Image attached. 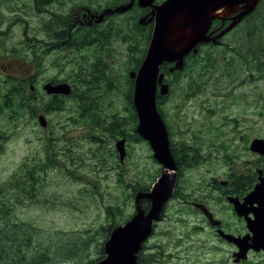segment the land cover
Listing matches in <instances>:
<instances>
[{
	"label": "rangeland",
	"instance_id": "obj_1",
	"mask_svg": "<svg viewBox=\"0 0 264 264\" xmlns=\"http://www.w3.org/2000/svg\"><path fill=\"white\" fill-rule=\"evenodd\" d=\"M105 1L108 0H64L52 4V8L62 12L69 9L73 18L82 20L86 7L98 9ZM51 11V5L46 11L35 10L29 0H0L1 217L14 212L17 221L26 226L32 224L52 234L79 232L83 239L90 236L86 250L79 246L72 250L61 244L55 250L57 257L51 258L54 251L49 252L48 261L41 260L39 264H58L57 258L75 254L76 250H83L80 254L85 255L60 264H84L90 260L95 264L101 259L97 247L103 245L100 227L107 224L106 208L116 207L119 211L115 219L119 221L132 217L136 212L132 186L137 181L151 186L160 174V165L152 157L149 144L141 137L134 138L138 134L133 131L125 101L126 76L134 64L128 61L125 40L106 29L105 49L100 52L101 43L84 46L80 51L83 56L75 61L72 49L66 54L50 46L48 33L61 26ZM256 15L255 29H248L246 22L244 32L225 38L239 54L230 47H219L223 52L228 50L217 55L214 46H202L194 61L196 69L210 49V58L216 55L217 60L213 64L207 60L200 68L199 88L191 93L184 84H177L174 93L161 104L169 124L170 142L176 147L180 143L195 147L192 155L197 161L183 169L176 181L179 193L189 196L171 198L166 203L164 215L154 224L139 252L141 264H264L262 252H251L244 261L233 263L234 246L219 240L203 215L187 206L191 201L208 200L217 218L225 223V230L236 234L239 229V221L220 196L222 187L218 184L227 176L261 168L249 143L255 137H264V57L260 56L257 37L264 23V6ZM121 23L127 24L121 27L124 31L131 26L117 18L115 30ZM95 46L98 57L107 64L112 82L107 91L98 88L95 101L106 126L113 118L120 119L123 135L107 127L88 126L85 114L80 115L83 105L79 107L78 92L85 89V68L95 62ZM246 51L249 54L245 56L242 52ZM196 69L192 70L197 75ZM14 75L30 76L34 84L50 77L68 78L77 85V91L62 103V108H57L59 111L46 112V93L34 90L30 94L25 85L24 96L32 97L31 102L12 108V103H4L7 89L3 90V81L10 85ZM39 108L48 120L45 128L38 124ZM122 137L126 153L120 161L115 142ZM3 237L10 241L24 238L13 231Z\"/></svg>",
	"mask_w": 264,
	"mask_h": 264
},
{
	"label": "water",
	"instance_id": "obj_2",
	"mask_svg": "<svg viewBox=\"0 0 264 264\" xmlns=\"http://www.w3.org/2000/svg\"><path fill=\"white\" fill-rule=\"evenodd\" d=\"M154 0H138L141 6L152 4ZM258 0H164L154 5L152 16L153 28L144 59L137 71H130L128 76L133 80L132 103L137 115L135 131L144 139L152 150V157L160 165L161 171L150 189L137 192L135 195L136 212L122 225L116 227L104 242L105 255L95 264H138V253L142 244L153 231V224L162 215L166 203L171 199L175 185L177 166L170 149L169 133L157 110L156 97L169 93V84L164 82V74L160 71L164 63H173L169 70L181 69L183 58L190 52L197 51V45L214 41L224 34L243 15L250 13ZM239 5L244 10L236 15V20L216 34L206 35L211 21L223 16L213 15L221 7L231 11ZM49 92L68 94L71 86L60 83L48 86ZM51 88V89H50ZM39 122L45 124L44 118ZM125 138L115 142L119 160L125 156ZM249 150L259 156L264 155V137H255L249 143ZM258 182L245 195L242 202L229 196L234 211L242 216L249 233L234 235L220 227L221 221L202 203L193 202L207 218L210 225L217 227V234L227 242L235 245L232 253L233 261L239 262L247 258L248 251H264V175L262 169L256 170ZM149 200L148 209L140 206V200ZM254 204H256L254 206ZM252 213L253 217L249 216Z\"/></svg>",
	"mask_w": 264,
	"mask_h": 264
},
{
	"label": "trees",
	"instance_id": "obj_3",
	"mask_svg": "<svg viewBox=\"0 0 264 264\" xmlns=\"http://www.w3.org/2000/svg\"><path fill=\"white\" fill-rule=\"evenodd\" d=\"M43 5L39 4L38 9L42 10L43 8H45L46 10L47 4H43ZM254 10L255 8L251 12L254 13ZM253 13L251 15L249 14L246 15V22H247L248 29L256 28L255 19L257 15L253 16ZM220 21L221 20L219 18L213 19V23L215 25L220 24ZM261 22H264V18L261 20ZM75 28L79 29L81 27H75ZM83 28L85 29L84 42L81 43V40H80L79 42H75V44H73V42L70 41V49L74 51L73 58L75 61H78L83 55L80 53L81 48H84V46L85 47L90 46L92 44L90 40L94 38V33L91 32L89 27L85 26ZM150 30L151 29L149 28L148 32H146L143 28H140L138 30L134 28L133 30L124 31L120 26H119V29L115 30V32L121 35L123 40H125L126 45H127L128 61L134 64V66L130 67L129 69L136 70V68L140 66L142 60L144 59L149 40L151 38ZM257 34H258L257 36L258 41L260 44L259 48L261 49L260 56L264 57V37H263L264 23H262L261 26L258 28ZM100 35H101V44H100V47H101L100 52H101L106 47L105 41L108 35L104 29H102ZM217 39H218L217 43L211 41L212 43H210L209 45H206L211 48L212 46L215 47L214 54L221 55L226 50H228V49H225V51L223 52V50L219 47H222V48L230 47V49L234 50L235 52L239 54V51L234 47V45L226 43L223 35L219 36ZM205 43H209V42H205ZM202 49L203 48L198 47L196 52H190L188 55L184 56L183 67L181 69H173L172 71L169 70V68L173 66V63H164L160 68V71L164 74V77H165L164 81L169 84L170 90L167 95H164V96L157 95L156 105H157V110L161 114L162 119L166 125L168 133H169V124L163 117V110H162L161 104L167 99V97L170 94L174 93L175 88L177 87V84H181V83L184 84L191 93H194L199 88L200 83H202V80H201L202 78L199 75L202 73L201 69L205 66V61L208 60L211 62V64H213L217 60L216 55H213V57L210 58L211 57L210 52L212 50L210 49L207 55L204 54L203 58L205 61L202 64H198L197 66L198 68L196 69L193 66L195 65L194 61H196ZM78 52L80 53V56H77ZM97 53L99 55L98 48L96 47L95 56L92 60L95 62L93 64L91 62V64L88 67H86L83 72L85 74V77H84L85 89H83L81 92H78V95L80 97V102H81L80 104V102L78 101L79 107L83 105L81 107L80 115L85 114V120H86L85 124L88 126L96 125L101 128L107 127L110 130L118 132L119 134L123 135V133L125 134V131L120 130V119L113 118L110 124L106 126L103 121V118L101 117L102 115L101 110H99V107L97 106V102L95 101V95L97 96L98 94L97 93L98 88L102 89L103 91H107L109 88H111V85H112V82L108 79L109 75H108L107 64L100 57H99L100 59L98 60L95 59L96 57H98ZM242 54L246 56L249 54V52L248 51L242 52ZM245 62L248 63L246 59H245ZM192 69H196L199 74L197 75L194 74L193 73L194 71ZM79 74L82 75L81 72H79ZM71 78H73V76ZM182 78L184 79V81L180 82ZM126 80H127L128 90L125 95V101L127 103L129 118L131 119V122L133 124V131L136 132L135 127L137 125V115H136V112H135V109L132 103L133 80L128 76V74L126 76ZM175 81L177 82L176 84H175ZM79 82L82 83L81 80H79ZM102 82H104V84ZM75 91H77V85L73 86V92ZM138 137L140 138V136L138 135L134 136V138H138ZM170 149H171V153L174 156L175 163L177 166L176 181L178 182L179 176L182 173V170L193 165L197 161L195 155H192L195 152L194 150L195 147L191 145L184 146V145H181V143L176 147L173 143L170 142ZM258 160L259 162H261L260 167L264 173V156L263 157L259 156ZM158 169L161 171V167ZM251 173L254 174L256 173V171L250 169L249 171L245 173H241V174H244L243 175L244 180L251 181L252 180V176L250 175ZM158 176L159 175H157V177ZM235 178L236 180H238V177H235ZM233 181H234V178H233ZM150 187H151L150 184L142 185L139 181H137V183H135V185L132 186L133 195L135 196L136 193L139 191L146 192L150 189ZM218 187L221 188L222 186L218 184ZM21 189L25 191L24 185H22ZM29 196L32 197V194L30 193ZM187 196H189L188 193H179V185L176 184L171 198L179 197L181 199H184ZM140 206L144 208L145 210L148 209L149 200L147 198L141 199ZM187 206L190 210L192 209L193 211H199L198 209L192 207L191 202H189V205ZM105 211H106L107 224L106 226L100 227L101 228L100 231L104 232L102 244H104V242L108 239L109 234L111 233L113 229L122 225L128 219L131 218L129 215L126 218H124L122 221L115 219L116 214L119 211L116 207L112 208L109 206L108 208H106ZM1 215H3L2 209H0V264H39L41 260L47 262L49 259L47 256V253L54 251V254H53L54 256L51 258L57 257L56 253L58 251L56 252L55 250L57 247H60L61 244L63 246H69L68 248L72 250L73 248L77 246H79L80 248H84V250H86L88 247L90 236H88L87 239H83L81 237L82 234H80L79 232L77 233L76 232H73V233L56 232L52 234V233L46 232L45 230L41 228L36 227L35 225L28 224L26 226L23 223L17 221L18 217L14 216V212L8 215H4V217H1ZM163 215H164V212H162L161 218ZM7 231L8 232L13 231L17 233L18 237L24 236V238H21L20 240L18 238H16V240L12 239L11 241L7 240L3 237V234L6 233ZM77 239H82V240L77 241ZM8 242H9V246H8ZM100 244L97 247L98 249L97 253H99L98 259L100 258L102 259L105 255L103 245H100ZM81 252H83V250H80V251L76 250L77 254L76 253L69 254L68 256L60 257V258H57L56 260L60 261L58 264L69 262L70 260L76 261L78 257L81 258L83 257V255H85V253L80 254ZM94 262L95 260H90V261L85 262L84 264H89V263L93 264ZM138 262L139 264H141V257L139 256V253H138Z\"/></svg>",
	"mask_w": 264,
	"mask_h": 264
},
{
	"label": "flooded vegetation",
	"instance_id": "obj_4",
	"mask_svg": "<svg viewBox=\"0 0 264 264\" xmlns=\"http://www.w3.org/2000/svg\"><path fill=\"white\" fill-rule=\"evenodd\" d=\"M32 3V6L35 10H42L46 11L48 9V5H51V12L52 16L55 17L57 21H60L61 26L60 29L57 31H52L51 33H48V36L50 38V46H52L54 49L60 48L62 51H64L66 54H69L70 50V41L75 44V42H79L81 40V43L84 42L85 39V29L83 27L87 26L90 28L91 32L94 33V38L90 40L92 44H97L101 43V31L104 29L106 32L108 30L115 31L116 28V21L117 18H121L123 21L129 22L130 27H128L127 30H133L134 28L136 30L143 28L146 32H148L149 28L150 33L152 32L153 28V19L149 21V18L152 16V10L154 9V5H158L164 0H154L152 4H148L145 6H141L138 2V0H108L105 1L103 6L101 8H92V7H86L85 12L82 15V20H77L76 18H73L70 14L69 9L65 12H62L61 9H54L52 8V4L54 3H60L64 0H29ZM77 3H84V2H75L74 4ZM43 5L47 4V8L38 9V5ZM44 6V5H43ZM42 6V7H43ZM242 5H239L237 9H233L231 11L227 10L221 15L223 18H219L220 24L215 25L213 23V20L211 21L208 30L206 32V35L209 37H214L216 34H218L220 31H222L224 28L228 27L232 20H236L235 17L238 15L240 12H242L244 9L241 8ZM264 6V0H258L256 5H255V10L254 13L251 12L249 15L253 13V16L259 13L260 8ZM243 15L241 18L237 19V21L230 27L229 30L224 32L222 34L224 38H227L229 36H235V35H240V33L244 32L245 29V22H246V15ZM127 24L126 23H121L119 26L120 27H125ZM75 27H81L79 29H76ZM109 27V29H108ZM108 29V30H106ZM216 43L218 42V39L215 40ZM214 42V41H212ZM209 41V43H201L197 45L198 47L206 46L212 43ZM91 44V45H92ZM83 56V55H82ZM95 59H100L99 57H96ZM35 80L32 79V77L28 78H21L16 75L11 77V84H7V82L4 80L3 84L4 89H7V93L5 92L4 94V103L6 106H8V103H12L11 106L12 108L14 107H21V106H26L28 103L31 102L32 97L26 98L24 96L25 92V85H28V88L30 90V94L34 92V90H41L42 92H45L48 102L45 103V111H59L57 108H62V103L65 102V100H68L72 93H73V84L72 82L66 78H46L43 79L41 82L38 84H34ZM60 83H66L71 86V92L68 94L64 93H55V92H49L48 91V86H55ZM51 89V88H50ZM13 98L14 100L12 102H9V99ZM38 115H37V120L38 124L43 128L48 126V120L44 115V111L42 108L38 109ZM42 116L44 118L45 124H41L39 122V117ZM1 144V142H0ZM257 169V168H255ZM244 174H233L230 176H227L225 180H222L220 182V185L222 186V190L220 192V196L223 197L224 200H226V205L228 206L229 209H232L233 214L236 215V218L238 219V224H240L239 229L236 230L237 233L234 235H244L246 233H249L246 225V221L242 216H238V214L234 211L233 204L228 201V197H236L240 202L243 201L245 195L253 188V186L258 182V174H250L252 176L251 181H246L243 179ZM262 175L264 173L262 172ZM235 177H238V180H236ZM234 178V181H233ZM224 187V188H223ZM192 202H198L204 204L214 215L215 218H217V215L215 211L210 207L208 204V200H205L204 202H200L198 200L196 201H191ZM256 204H254L255 206ZM193 208H196L192 205ZM198 209V208H196ZM199 210V209H198ZM199 213L203 215V217L206 219L208 222L207 218L204 216V214L199 210ZM250 217H253L252 213H249ZM219 219V218H217ZM221 221L220 227L225 230V223L223 222L222 219H219ZM210 229L213 231V233L222 241H226L225 239L221 238L217 234V227L210 225L208 222ZM237 223L233 224L236 225ZM231 233V232H230ZM233 234V233H232ZM227 242V241H226ZM229 243V242H227ZM232 246H234L233 252L236 250L235 245L232 243H229ZM232 252V253H233ZM251 252H262L264 254L263 250L259 251H253L250 249L248 251V254ZM247 254V256H248ZM232 261H233V256H232ZM244 261V260H241ZM239 261V262H241ZM239 262H234L233 263H239Z\"/></svg>",
	"mask_w": 264,
	"mask_h": 264
},
{
	"label": "bare ground",
	"instance_id": "obj_5",
	"mask_svg": "<svg viewBox=\"0 0 264 264\" xmlns=\"http://www.w3.org/2000/svg\"><path fill=\"white\" fill-rule=\"evenodd\" d=\"M226 9V7L218 8L213 12V15L221 16L226 11Z\"/></svg>",
	"mask_w": 264,
	"mask_h": 264
}]
</instances>
